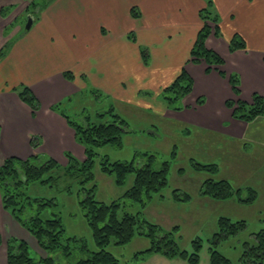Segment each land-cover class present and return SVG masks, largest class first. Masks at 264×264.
<instances>
[{
    "label": "crops",
    "instance_id": "crops-1",
    "mask_svg": "<svg viewBox=\"0 0 264 264\" xmlns=\"http://www.w3.org/2000/svg\"><path fill=\"white\" fill-rule=\"evenodd\" d=\"M210 2L211 12L218 14V34L209 35L205 45L222 58L220 70L224 76L215 69L206 72L203 63L189 61L205 0H52L45 5L33 16L30 29L12 39L0 58V163L9 157L25 159L35 153L63 166L66 152L83 160L84 148L53 106L62 105L89 86L115 102L141 109L150 110L158 103L157 112L166 121V117L174 116L264 148V117L243 124L232 118L225 105L236 97L227 79L233 74L239 80L240 100L250 102L253 94L264 97V0ZM17 4V0H0V49L11 41L13 32L6 29L19 15ZM4 7H10V13H4ZM132 9L139 14L136 18ZM235 35L241 37L245 47L230 51L229 41ZM141 48L148 51L147 64L143 63ZM65 71L71 72V79L63 76ZM181 71L192 81L185 103L189 105L195 98H215L217 107L210 113L203 112V107L169 113L164 101L157 100ZM21 86H27L37 99L35 113L18 97ZM150 92L156 95L153 106L143 96ZM33 137L37 138V149L31 147ZM4 226L19 228L3 208L0 196V264H6L8 234ZM19 231L11 234L28 233ZM30 244L37 247L32 237Z\"/></svg>",
    "mask_w": 264,
    "mask_h": 264
},
{
    "label": "rangeland",
    "instance_id": "rangeland-1",
    "mask_svg": "<svg viewBox=\"0 0 264 264\" xmlns=\"http://www.w3.org/2000/svg\"><path fill=\"white\" fill-rule=\"evenodd\" d=\"M17 1L18 4L15 5L17 6L16 14L19 15L13 26L10 25L6 29L8 32L10 30L13 32L10 36L11 41L6 43L9 45L21 31L25 30L28 18L33 19V16L43 8V5H47L52 0ZM2 10L4 13H10L11 8L4 7ZM212 15L218 19V14L213 13ZM234 95L236 97L230 101L236 102L240 98L239 95ZM143 96L146 100L151 101L152 106L154 105L155 93L150 92V94H143ZM186 96L172 103L168 107L169 113L179 114L199 107H203V112L210 113L217 107L215 98L206 101H203L202 98L199 99L202 100L200 103L195 98L188 105L185 103ZM110 100L107 95L89 86L82 93L71 96L62 105H58L60 112L78 124L84 123L85 118L88 117L91 124L99 125L113 121L114 118L106 113L108 109L113 108V104L124 119L127 132L121 134L120 146L107 143L93 149L95 156L93 157V179L91 182L79 185L75 179H68L63 176L49 184L33 183L29 190L32 197L45 200L54 198L57 204L53 207H44L40 211V217L50 219L58 213L64 228L63 239L75 237L84 241L90 252L97 251L98 248L93 242L91 231L78 204V195L81 197L80 187L90 188L94 185V199L109 204L120 198L132 186L134 174H128L122 185H116L114 174L101 170L102 158L106 157L110 163L115 161L128 162L132 159H135V163H137L143 160V154H154L158 161H168L170 164L167 185L153 197L144 210L140 209L138 203L126 202V205L117 212L118 217H121L124 212L136 214L141 211L145 219L166 230L177 226L176 242L181 250L187 252V255L194 251L192 241H200L201 246L197 252L198 260L195 264H209L210 239L218 230L217 222L220 217L228 218L231 222L243 220L245 228L220 241L214 249L228 259L230 264H242L241 259L248 264L257 260L255 255L248 250V247L256 244L252 234L264 229V148H261L262 145H249L246 144L245 138L225 137L215 130L187 124L174 116L166 117V121L157 112L158 103L156 102L155 107L148 110ZM157 100L163 101L161 94ZM175 107L180 109L175 110ZM227 108L231 111V108ZM113 113H116V110ZM203 116L200 113L199 118ZM261 117L264 116L251 121H241L232 116L234 120L243 124H250ZM223 126L226 127L227 123H224ZM65 154L70 153L66 152ZM52 160L56 162L55 159L52 158ZM195 163L215 164L217 170H197L192 166ZM207 179L227 180L235 189L251 187L257 192V199L251 203L240 202L236 196L225 201L213 200L199 192L202 182ZM66 189H69V192ZM173 190H177L180 199L183 198L182 193H185L188 198L186 200L173 198ZM3 228L8 234L7 242L10 239L24 241L29 247V255L33 258L40 257L37 250L38 246L35 247L34 244H30V237L32 236L29 233L18 236L11 234H19L21 229L25 232L26 230L21 225L18 229H12L8 226ZM148 247L149 241L145 237L135 235L125 245H115L111 241L105 250L116 258V264H192L187 258L180 256L168 258L153 253L138 254ZM76 258L79 256H75ZM56 261L60 264L66 262L63 259ZM261 263L264 264V259Z\"/></svg>",
    "mask_w": 264,
    "mask_h": 264
},
{
    "label": "trees",
    "instance_id": "trees-1",
    "mask_svg": "<svg viewBox=\"0 0 264 264\" xmlns=\"http://www.w3.org/2000/svg\"><path fill=\"white\" fill-rule=\"evenodd\" d=\"M205 8L199 11L201 27L196 34L195 40L189 53V61L193 63H203L205 71L215 69L221 76L224 73L220 70L223 64L222 58L205 45L209 35L218 34V19L212 15L209 6L210 0H205ZM45 4L43 5V7ZM133 17L139 14L131 10ZM129 38L134 41L133 35ZM9 44L0 51L2 58L7 51ZM245 43L241 37L235 35L229 41V50L244 49ZM143 63H148V51L146 48L140 49ZM65 78H72L70 71L63 72ZM234 94H239V80L233 74L227 77ZM191 78L181 71L177 77L161 91L162 100L166 107L175 103L179 98L191 92ZM18 97L26 103L32 113L39 108V104L31 90L27 86H21L17 90ZM202 102V100H198ZM237 102V104H235ZM236 102L227 101L225 104L231 108V114L235 119L241 121H251L257 117L264 116V97L253 94L250 102L237 99ZM58 105L53 106V110L58 111ZM180 108L175 107V110ZM113 108L108 109L113 121L104 124H91L88 117L84 123L78 124L68 116L60 113L73 129L75 140L84 148V159L78 161L70 154H65L67 163L61 166L54 160L42 155L32 154L26 159L15 157L6 158L0 165V196L3 208L10 213L13 219L21 225L36 241L38 248L43 252V256L33 258L29 255L28 245L21 240L10 239L6 244V264H60L56 260H65L64 264H116V258L105 250L106 246L113 241L115 245H125L129 243L135 235L143 236L149 241V247L138 254L153 253L168 258H187L192 264L198 260V250L200 241L193 240L194 251L187 255L185 250H181L176 242L178 227L175 226L166 230L160 225L150 222L142 216V212L130 214L124 212L118 217V211L126 205V202L138 203L141 210H144L153 197L158 194L168 182L170 164L168 161H158L154 154H143V160L135 163V159L128 162L115 161L110 163L106 157L101 162V170L114 174L116 185H122L126 176L134 174L132 186L115 201L105 204L94 199V188L80 187L78 204L83 212V216L91 231L92 239L98 248L95 252H90L80 239L69 237L63 239L64 228L59 214H54L50 219H42L40 211L46 206H56L54 198L42 199L34 198L30 195V186L33 183L49 184L57 181L61 177L75 179L79 185L91 182L93 179L92 167L95 156L94 148L112 144L121 145V134L127 132L124 119L119 114L113 113ZM104 114V113H103ZM101 114V115H103ZM37 138H31V147L37 149ZM174 155V153H172ZM197 170H217V165H202L195 163L192 165ZM56 170V171H55ZM69 192V189H66ZM201 195L208 196L216 201H225L233 196L243 203H251L257 199V192L251 187L234 188L227 180L207 179L201 184L199 190ZM183 198L177 190H173V198L186 200L188 196L182 193ZM217 232L211 239L209 248V264H230L229 260L223 257L214 248L229 236L237 234L245 228V222L239 220L231 222L230 219L220 217L217 222ZM256 244L248 247L257 260L252 264H262L264 259V229L252 234ZM1 244V236H0ZM247 253V252H246ZM55 255V257H54ZM75 256L79 258L75 259ZM242 264H248L241 259Z\"/></svg>",
    "mask_w": 264,
    "mask_h": 264
},
{
    "label": "water",
    "instance_id": "water-1",
    "mask_svg": "<svg viewBox=\"0 0 264 264\" xmlns=\"http://www.w3.org/2000/svg\"><path fill=\"white\" fill-rule=\"evenodd\" d=\"M32 21H33V19L31 17H29L28 18V22H27V24L25 26V30H29L30 29V27L32 25Z\"/></svg>",
    "mask_w": 264,
    "mask_h": 264
}]
</instances>
